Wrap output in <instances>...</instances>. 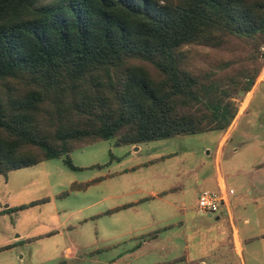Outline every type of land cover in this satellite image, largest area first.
Instances as JSON below:
<instances>
[{"label":"trees","instance_id":"1","mask_svg":"<svg viewBox=\"0 0 264 264\" xmlns=\"http://www.w3.org/2000/svg\"><path fill=\"white\" fill-rule=\"evenodd\" d=\"M258 37L264 0H0V174L62 155L82 169L68 153L109 138L226 129Z\"/></svg>","mask_w":264,"mask_h":264},{"label":"crops","instance_id":"2","mask_svg":"<svg viewBox=\"0 0 264 264\" xmlns=\"http://www.w3.org/2000/svg\"><path fill=\"white\" fill-rule=\"evenodd\" d=\"M263 81L264 78L255 82L246 92V102L241 101L238 105L230 124L226 129L218 130V138L210 152L213 165L201 174L195 173V180L199 183H195L192 191L195 195L193 201L186 198L182 182L161 188L152 182L146 183V180L150 181L146 178L148 174L140 178L139 183L134 180L127 185L112 184L111 179L117 181L130 170L164 157L114 169L110 165L121 155L112 154L106 171L70 182L89 181L84 188L66 189L67 195L81 197L82 200H78L71 209L55 206L52 215L56 218L57 227L32 238L53 234L64 236L76 226L91 224L88 228V234H93L90 242L61 240L59 252L53 257L59 259L55 261L59 264H81L78 263L81 251L94 244L87 252L91 261L99 264H128L130 258L139 260L156 251H167L169 255L162 259H148L147 256L136 264H264V129L250 132V116L246 119L245 128H239L241 118L250 114L253 118L258 117L259 126L264 128V88L259 90ZM254 99L256 104L252 102ZM142 143L116 145H128L130 149L126 154L135 155L142 150ZM246 149L251 150V156L244 162H236L226 171L222 165L223 158ZM90 166L102 165L92 163ZM202 190L216 191L223 196L224 204L219 211L207 213L198 208L197 198ZM63 191L58 195H63ZM169 192L170 198H167ZM173 193L177 194L174 196ZM161 204L170 207L168 221L162 224L166 219L159 215ZM5 206L0 207V214L9 212L7 208L12 207ZM70 216L75 217L73 221H69ZM164 230H170V234H161ZM13 241L14 234L0 237V252L10 251ZM104 249L118 250L109 257L95 258L98 251ZM0 264L16 263L6 254L0 256Z\"/></svg>","mask_w":264,"mask_h":264},{"label":"rangeland","instance_id":"3","mask_svg":"<svg viewBox=\"0 0 264 264\" xmlns=\"http://www.w3.org/2000/svg\"><path fill=\"white\" fill-rule=\"evenodd\" d=\"M159 2L163 3L164 0H159ZM258 41L260 42V52H264L263 39L258 37ZM196 51L199 54L196 58V64L206 66V63L200 56L202 52L208 50L197 47L194 49V53ZM261 60H263L262 66L252 86L256 81L259 82L264 78V58ZM225 84L228 86L227 81ZM262 88H264V81L259 85V90ZM246 92L237 91L233 93L231 95L232 101L237 106L240 105L241 101H244L246 97ZM252 102L256 104V99ZM247 118L251 121L250 132L264 129L259 126L258 117L253 118L251 114L241 118L239 123L240 129L245 128L244 125L247 122ZM218 135L219 131L213 129L151 140L143 142L142 150L135 155L129 154V152L126 154L130 149L128 145H116L114 144V139L109 138L73 149L68 153L73 163L86 165L82 169H70L64 164L63 157L65 155H62L60 157L46 159L35 165L10 170L6 176L0 174V207H6L5 204H8V206L26 204L45 196L50 198L46 202L0 214V237L6 234H14L15 238L11 250L0 252V256L8 254L9 259H12L16 264H59L55 262L59 261V259L56 260L53 257H55L56 252H59L57 249L61 247V242H63L61 240L68 241L71 239L72 241L77 240L84 243L87 241L90 242L93 236V234H88L91 224L76 226L70 234H64V236L53 234L48 237H32L43 234L50 228L57 227L56 218L52 215L55 206H63L71 209L78 200H82L81 197H76L71 194L67 195L68 193L63 195L58 194L63 190L69 189V184L73 180L94 177L101 174L104 170L106 171L107 163L112 154L117 156L121 155L119 160L115 159L112 161L110 166L114 169L135 165L141 161L164 155L162 159L156 160L153 163L130 170V172L125 173L117 181L111 179L112 184L118 182V184L124 183V185H127L134 180L139 183L140 178L148 174L146 178L150 179V181L146 180V183L152 182L153 185L161 188H167L170 185L182 182L186 188V198L193 201L195 195L192 191L195 188V183H199L198 180H195V173L201 174L204 169L213 165V158L210 152L214 148ZM250 153L251 150L246 149L242 153L224 157L222 163L224 169L228 171L236 162L246 161L251 156ZM92 163H99L102 166H90ZM176 194L173 193L174 196ZM166 197L170 198V192ZM158 210L159 215L166 219L161 224L168 221L167 216L170 215V207L161 204ZM74 218V216H70L69 221H73ZM161 234H170V230L169 232L164 230ZM95 245H88L83 248L84 251H81V258L78 263L99 264L92 262L90 253L87 252L89 248ZM117 250H100L95 258L100 257L101 259L109 257L115 254ZM168 255L169 252L167 251L164 253L156 251L147 256L148 259H162ZM147 256L139 260L130 258L128 264H136L137 261H142L144 258L147 259Z\"/></svg>","mask_w":264,"mask_h":264},{"label":"built area","instance_id":"4","mask_svg":"<svg viewBox=\"0 0 264 264\" xmlns=\"http://www.w3.org/2000/svg\"><path fill=\"white\" fill-rule=\"evenodd\" d=\"M232 192V189H230ZM224 198L216 191L202 190L197 198L198 208L207 213H215L222 208Z\"/></svg>","mask_w":264,"mask_h":264}]
</instances>
